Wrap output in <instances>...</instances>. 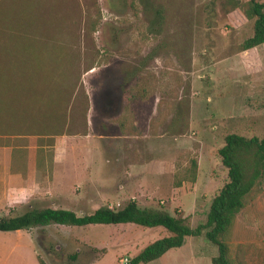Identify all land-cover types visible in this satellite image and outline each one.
Wrapping results in <instances>:
<instances>
[{"label": "rangeland", "instance_id": "rangeland-1", "mask_svg": "<svg viewBox=\"0 0 264 264\" xmlns=\"http://www.w3.org/2000/svg\"><path fill=\"white\" fill-rule=\"evenodd\" d=\"M0 3V17L7 9L36 14L24 29L35 31L34 43L60 53L42 77L52 81L48 85L75 81L78 88L68 133L54 136L37 164L36 136L9 138L15 172L9 169L11 146L0 145V216L30 207L88 214L102 205L119 208L133 196L139 206L186 217L191 228L203 223L226 180L216 152L224 135L263 133L264 42L239 50L252 21L239 9L225 10L221 0H147V9L144 0ZM155 9L163 17L160 26L153 24ZM193 159L194 181L176 185ZM131 162L141 167L133 176ZM115 198L122 200L116 204ZM149 229L51 224L16 233L33 236L43 264H123L166 234L161 226ZM231 239L250 244L244 250L248 264H264L263 184L235 215ZM215 254L202 231L144 264H211Z\"/></svg>", "mask_w": 264, "mask_h": 264}, {"label": "trees", "instance_id": "trees-1", "mask_svg": "<svg viewBox=\"0 0 264 264\" xmlns=\"http://www.w3.org/2000/svg\"><path fill=\"white\" fill-rule=\"evenodd\" d=\"M221 5L226 6L225 10L228 11L241 10L242 17L252 21V33L242 41L239 50L254 48L264 42L262 0H246L244 5L241 0H221ZM144 6L146 9L149 7L147 0H144ZM151 14L154 16L153 24L160 26L163 20L160 11L155 9ZM1 16L0 33L9 38H0V136L6 138L0 145H13L9 138L36 136L37 164L42 148L52 146L54 136L68 133L71 98L78 88L75 81L59 88L49 86L52 81L42 78L55 68V58L60 57V53L34 43L35 31L24 29L27 27L25 20L28 25L32 24L36 21V14L7 9ZM45 84L49 86L47 89L43 87ZM79 92L83 96V90ZM14 148L11 146V172L16 171L13 169ZM216 152L226 169V180L211 198L205 221L194 228L189 226L186 217L174 216L156 208L140 207L134 200H128L119 208L102 205L88 214H76L61 207H30L18 214L0 216V231L28 230L51 224L84 226L126 222L145 227L161 226L166 230V236L144 245L126 264H144L159 258L170 248L181 246L185 237L197 236L203 231L207 241L216 248V254L210 259L211 264H248L244 250L250 244L232 241L231 230L235 215L264 185V128L261 136L227 133ZM195 173L196 161L193 159L175 184L182 180L194 181Z\"/></svg>", "mask_w": 264, "mask_h": 264}, {"label": "crops", "instance_id": "crops-1", "mask_svg": "<svg viewBox=\"0 0 264 264\" xmlns=\"http://www.w3.org/2000/svg\"><path fill=\"white\" fill-rule=\"evenodd\" d=\"M102 133H106V132H100ZM4 149V148H3ZM6 150V149H4ZM151 166H153L154 168L157 167L155 164H150ZM150 165H145L142 168H147ZM140 165L138 163L136 164H131L129 165V173L131 174L132 171L135 170H139ZM132 175V174H131ZM140 175V174H139ZM13 176L12 174H9V177ZM133 176V175H132ZM116 201V204H119L121 199H114ZM129 200H134L135 201V197L131 196V199ZM137 203V201H135ZM138 205V203H137ZM139 206V205H138ZM140 207H146V206H140ZM126 223H130V222H126ZM118 224H125V223H118ZM156 227V226H153ZM153 227H149V231L153 228ZM21 230H14V231H2V232H6L4 233H0L2 238H5L3 241L1 240L0 242V264H27V261L30 260L31 264H34V258L37 257L38 264H43V262L39 259V257L37 256V253L35 252V250H33L32 248V242H33V236L29 235L28 233H16L19 232ZM1 232V231H0ZM167 232L165 235L166 236ZM146 245V244H145ZM144 246V245H143ZM143 246H141L138 250H140ZM137 250V251H138ZM136 251V252H137ZM135 252V253H136ZM40 260V261H39Z\"/></svg>", "mask_w": 264, "mask_h": 264}, {"label": "built area", "instance_id": "built-area-1", "mask_svg": "<svg viewBox=\"0 0 264 264\" xmlns=\"http://www.w3.org/2000/svg\"><path fill=\"white\" fill-rule=\"evenodd\" d=\"M109 207H110V206H109ZM127 261H128V259H127V258H124V259H123V264H126Z\"/></svg>", "mask_w": 264, "mask_h": 264}]
</instances>
